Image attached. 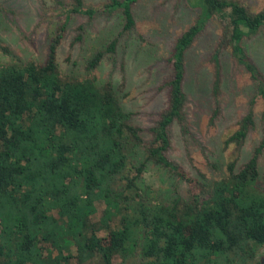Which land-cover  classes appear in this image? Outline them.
<instances>
[{
  "label": "trees",
  "instance_id": "trees-1",
  "mask_svg": "<svg viewBox=\"0 0 264 264\" xmlns=\"http://www.w3.org/2000/svg\"><path fill=\"white\" fill-rule=\"evenodd\" d=\"M135 1L110 0L102 12L120 10L123 31H129L135 25ZM188 2L199 14L175 43L168 106L151 130L146 159L180 176L164 153L171 125H184V54L208 20L225 23L222 41L264 99L262 73L242 47L245 37L264 28V9L252 13L235 0ZM95 12L83 0H72L61 29L69 14L91 18ZM60 38L51 40L43 64L0 65V264H69L71 258L82 263L96 254L112 264L115 255L127 258L135 251L139 264H234L254 253L253 246H264V194L256 187L264 139L239 171L235 162L228 164V176L213 182L208 196L167 205L146 202L137 187L145 163L133 167V177L126 173L127 149L141 142L139 129L130 124L131 115L110 84L98 85L94 76L60 78L55 61ZM114 47L112 42L106 50ZM102 56L96 52L87 61V72ZM218 90L216 72L214 95ZM253 125L249 111L225 145L239 151ZM99 200L105 209L96 225L91 218ZM115 217L119 226L111 228ZM100 230L107 232L105 239L98 236ZM47 246L57 255L52 257Z\"/></svg>",
  "mask_w": 264,
  "mask_h": 264
},
{
  "label": "rangeland",
  "instance_id": "rangeland-1",
  "mask_svg": "<svg viewBox=\"0 0 264 264\" xmlns=\"http://www.w3.org/2000/svg\"><path fill=\"white\" fill-rule=\"evenodd\" d=\"M109 1L83 0L86 7L96 9L95 14L91 18L69 14L61 29L72 0H0V65L15 61L43 64L51 40L60 35L55 54L60 78L65 81L94 76L98 85L110 84L122 109L130 113V124L139 129L141 142H131L127 149L126 173L133 177V167L145 163L137 181L142 198L167 205L175 199L187 202L193 196H208L212 183L228 176V164L235 162L234 169L239 171L264 139V99L257 83L222 41L225 23L217 18L208 20L184 54V125H171L170 144L164 153L182 176L147 161V150L153 143L151 130L168 106L167 83L172 78L175 43L194 24L199 9L188 0H136L131 4L135 25L123 31L120 10L102 12L101 6ZM235 1L252 13L264 9V0ZM112 42L114 50L107 51ZM242 47L264 81V28L245 37ZM2 48L8 51L3 52ZM96 52L103 56L89 73L86 63ZM216 72L219 90L214 95ZM249 111L253 113L254 125L236 151L235 146H226L225 140ZM258 173L256 187L264 194V147L258 155ZM94 205L96 213L91 220L98 225L105 205L101 200ZM53 214L58 217L56 212ZM110 226L118 227L119 217ZM98 236L105 239L107 232L100 230ZM253 247L254 253H247L234 264H264V246ZM47 248L52 257L57 255V251ZM71 254L75 257V248H71ZM69 264L104 263L96 254L82 263L71 258ZM112 264H139L137 252L127 258L115 255Z\"/></svg>",
  "mask_w": 264,
  "mask_h": 264
}]
</instances>
